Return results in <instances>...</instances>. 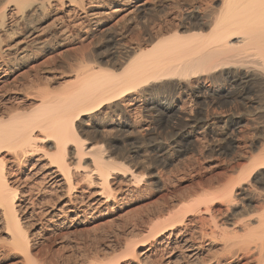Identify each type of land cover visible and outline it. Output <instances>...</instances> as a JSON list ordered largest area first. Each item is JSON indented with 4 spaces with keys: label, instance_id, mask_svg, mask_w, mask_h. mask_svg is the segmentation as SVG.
Instances as JSON below:
<instances>
[{
    "label": "bare ground",
    "instance_id": "obj_1",
    "mask_svg": "<svg viewBox=\"0 0 264 264\" xmlns=\"http://www.w3.org/2000/svg\"><path fill=\"white\" fill-rule=\"evenodd\" d=\"M132 33L134 40L124 43ZM18 76L24 85L12 87ZM262 77L264 0H0V101L10 93L28 102L0 108V254L18 258V264L42 263L34 258L27 209L19 203L36 182L38 192L48 189L66 198L58 213L85 216L91 211L84 225L105 216L126 193L162 187L164 175L153 172L148 159L160 146L139 139L145 129L136 116L150 94H165L159 121L179 129V138L210 135L215 153L232 156L229 173L235 179L198 188L184 213L174 212L173 204L162 205L156 217L166 213L167 218L149 225L156 231L153 245L131 240L124 246L125 258L145 264L146 254L173 244V256L180 251L173 264H207L198 261L202 246L188 227L200 223L208 224L210 236L222 230H216L219 242L210 238L221 251L212 263L230 264L239 257L245 264H264V210L255 213L258 218L246 213V225L242 217L236 222L248 233L241 230L240 239L246 237L241 243L227 237L237 224L219 219L229 205L253 200V186L261 185L257 181L264 176V143L257 154L244 152L246 134L233 135L222 116L197 112L183 124L180 118L173 123L176 104L181 112L212 84L245 108L255 106L253 115L264 123V101L247 95L256 90L264 98L258 84ZM173 160L163 164L171 166ZM90 188L86 201H78L74 193ZM141 247L144 252H138ZM234 249L242 255L225 256Z\"/></svg>",
    "mask_w": 264,
    "mask_h": 264
},
{
    "label": "rangeland",
    "instance_id": "obj_2",
    "mask_svg": "<svg viewBox=\"0 0 264 264\" xmlns=\"http://www.w3.org/2000/svg\"><path fill=\"white\" fill-rule=\"evenodd\" d=\"M132 34H129L126 37L124 43H127L129 40L130 41L134 40L135 38L134 35L136 34L134 33ZM69 59L73 63L72 60H74V57L69 55ZM42 61H43V57H42ZM23 71H25L24 73L26 72L29 73L28 76L30 75V73H32L30 69L29 71L27 69H23L20 72L23 73ZM230 73H233V70L230 69L228 71H225L226 78L230 77ZM33 74L34 73H32V75ZM23 85H24L23 81H21L19 77L18 81L13 86L12 85L11 86L12 87L15 86L16 88H19L20 86L22 87ZM223 86L225 87L224 90H227L229 85L225 84ZM230 89L231 88L229 87L228 90ZM204 92L206 93L204 97L194 98L191 105L186 107L184 106L185 108L183 107L184 109H181V112L179 109L180 104L177 103L173 109V117H174L173 123L177 122L175 119L178 120L180 118L179 121L182 122H180L179 124H183L185 123L183 120L184 118L189 119L193 117L195 113H196L195 115H197L198 113H201L202 115L207 114V116H210V118L211 117L217 118L219 116L220 117L222 116V119L226 121L225 124L227 128L233 131V135L237 136L238 131H241V133L246 134L244 135V137L246 138V143H245L246 145L245 148H242L243 151L246 153L257 154L258 150L261 147V144L264 143V141H262L264 140V138L260 136L261 134L263 135L264 133V123H261V120L257 119L258 115H253L255 111L253 107L255 106H252V108L249 107L245 108L243 104H241L238 101L236 102L235 99L232 98L230 99L227 96H224L226 93L225 91H223L225 93H223L222 91L218 92L214 84L209 85L204 90ZM253 92L252 91L248 92L247 95L251 96L254 99L255 96L257 95L258 97L256 96V99L257 98L258 100L261 99L259 103H262L264 101V98L259 96L258 93L256 94L255 93L256 90H253ZM150 98L151 99H149L145 104H142L141 110L137 112L138 114L136 117L140 118L141 121L144 122L143 129H145L144 131H141L140 134H138V136L139 139L145 141L146 143H149L150 147L160 146V149L158 148L157 150L158 152L155 153V151L154 152L150 151V153L148 154V159L151 162L153 172L159 170L158 172L161 171L160 173L164 175L162 182L163 186L158 188L157 190L154 189L153 187L150 188V187L141 186V188L135 190L134 192L132 191L129 192L128 194L126 193L125 196H123V198L120 199V201L110 206L109 210L106 211L107 214L105 216L92 222L88 221L87 224L84 225L80 223H82V221L85 220V216L87 214L92 213L91 211H87L85 216L84 215L82 216V214L73 216L70 213H65V212L58 213V209L62 205L60 204L61 201L65 200L66 198L65 199L64 197L58 198L60 196L59 194L55 195V193H51L49 191L47 192L48 189H45L46 191H40V189H38L39 190L38 192L36 189L37 188L36 184L38 183L36 182V184L33 185L35 186V189L34 187H32V191H30L31 193L30 192L28 194L26 193L22 197H20L19 203L22 206L23 205L26 206L27 209L26 226L28 225L27 228H29V230L33 234L32 244L34 245L33 248L35 251L34 258L37 261L41 260L40 261V263L42 262L41 264L43 263L44 264H55V263L56 264H93L94 262L95 263L106 262L104 264L107 263L116 264L117 262H118L117 264H137V262H134V259L132 260V258L127 256H126L127 259L125 258L126 254H125L124 246L127 243L132 242L131 240H133V242H141V241L145 242L147 240L146 242L148 244L153 245L154 243L153 234L156 231L152 230L149 225H151L154 222V220L157 221L158 218L160 219V221H163L164 219L167 218L166 213L161 214L159 217L158 216L156 217V213L160 212V209L162 210V207L165 208L164 206L166 205L170 206L171 204H173V211L174 210L176 211L178 209L179 211L184 213L185 212L184 210L188 208L187 206L188 204L186 205V203L190 202L193 199V197L191 198L190 196H192L193 193H196L199 190L198 188L203 187L204 190L205 188L207 190V188H209L208 186V184H210L209 182H225L226 181L225 179L226 178L228 179V177H230V179L232 180L233 177L235 179V175H232L233 176L232 177L231 174L229 173L230 168L233 165L232 163L233 160L231 155L220 154L219 152L215 153L216 151H214L215 150L214 143L211 142V139L209 137L210 135H206L205 139H199L200 137H198L197 140L192 135L187 136L185 138H179L177 136L179 129H177L176 132V130L170 129L169 125H168L169 128L168 126L165 127L162 124V122L159 121V114H160L159 112L162 111L163 108L162 105L165 103V101H167L166 95L159 94L155 96L153 94H150ZM27 103H28L27 101L21 99V96H13L12 94L9 93L6 94L5 97L0 101V108H4L5 106H6L5 108H9L11 107V105L15 106L17 104L19 106H22L23 104H27ZM174 126L175 125H173V129ZM175 127H177V125ZM170 130H172L173 133ZM171 135L173 136V138H171L172 137ZM259 137L260 138L262 137L263 139L261 138L259 140ZM186 144L189 148L186 146ZM185 147L188 148L187 151H184V149H186ZM181 150H183L184 152ZM218 153L220 155H218ZM164 158L166 160L173 158L174 159L173 165L171 166L164 165L163 164L164 162L163 160H165ZM229 174L230 176H228ZM257 182H261L262 184L261 185L256 184L255 186H253L254 189L252 190L253 194L251 193V197H253L254 200V201L252 200L253 202L247 199L246 201L243 198L240 199L239 202H237V205L235 204L236 206L229 205L230 206L229 207L226 204V206L229 207L227 208L228 213L225 216H223V218H221L222 216H220L219 219L223 220L228 218L230 219L228 223H232L233 225H235L237 221L246 219L245 222H243L246 225L247 218L244 219V217H246V213L248 217L249 214L252 215L255 214L256 212L260 213L261 210L263 212L264 176L258 178ZM19 190L24 191L25 188L24 187L19 188ZM213 190L214 189H212V191ZM92 191L93 190L91 188L83 189V191H79V193L77 191L76 193H74V195L77 196L78 201L80 200L83 201V199L84 201H86L89 193H91ZM35 192L36 194H34ZM254 197L256 198V200ZM219 205L221 206V208L225 207L223 206L225 205V203H223V205L218 204L215 207L218 208L220 207ZM256 214L255 216L256 218H258L259 216H257ZM52 215H54L55 217ZM191 219H192L191 216L186 217V220H191ZM160 221L158 220V222ZM187 222L188 221L184 223L186 224ZM251 222L254 225L255 220H252ZM199 225L200 223L197 224L193 223L190 225L188 224V227H191L192 230L194 229L193 232L195 231L193 235L196 237L195 239H197L196 240L197 243H201L202 246L201 247L202 249L200 250V255L198 257V261L199 262L202 261L205 263L207 262V264L209 263L215 264L212 263V261L215 258L216 259L221 258L218 257V255L221 256V251H219L218 247L216 246L214 247V245L211 244L212 243L211 240L219 242V240L221 239L220 238L221 233L219 235V232L216 231L218 228L215 230L212 229L215 231V233H213L214 231H212V235L215 234L216 235L210 236L211 234L210 233L208 234L207 231L208 227H206L208 226V224H206L205 226L203 225L205 229L202 227V225L198 227ZM242 227L244 228L245 226L243 225ZM242 227L239 224H237V226L235 227L236 229L235 231L238 230L236 232V236L239 238V240H237V237L235 236V231L231 234L229 233L230 236L228 235L227 237L236 240L234 241L235 243L238 241L239 243L243 242L246 239L247 237L246 235H248V233L246 234L245 231L242 230L243 229ZM30 228H32L33 230ZM201 228L204 231H202ZM219 229H218L219 231H222L221 228ZM205 230L207 233L205 232ZM241 230L244 232L245 234L244 236H246L245 239H242L244 238V236H242L243 232H241ZM238 232L241 233L238 234ZM200 233L208 234L207 236L209 237L202 235L207 238L203 237L204 239L202 238L200 239L201 240L200 241L198 239L199 237L200 238L202 237ZM232 234L236 237L235 239L233 238L234 236L231 237ZM241 236H242L241 239L243 241L240 239ZM212 237H215V239ZM229 240L231 241V239ZM233 240L231 241L232 243ZM166 248L161 251L160 249L154 250L151 251L150 254H146L147 258L145 260L146 261L145 264H169V263L173 264L174 261L176 262L177 261L176 258L178 257L177 255L179 254L180 251H177L176 252L177 254L173 256V250H171L173 248V244ZM233 251L234 252L236 251V255L235 254L234 255L237 257L238 255H242L241 253L242 251L239 250L237 251L236 249L231 250L230 252L231 254L230 253L226 255L224 253L223 254L227 257L229 255L232 256ZM138 252H144V248L142 247L139 248ZM223 254L222 257H224ZM4 255L5 254H0L1 256L0 264H18L19 262L18 258L11 257L8 254H6L5 256ZM105 258L106 260L104 261L103 259ZM139 258L140 256H138L137 259H135V261H138ZM234 260L235 261H233L230 264H245L243 263L244 261L242 259L240 260L239 257ZM187 262L189 261L187 260ZM222 264H226V263L223 262Z\"/></svg>",
    "mask_w": 264,
    "mask_h": 264
},
{
    "label": "snow or ice",
    "instance_id": "obj_3",
    "mask_svg": "<svg viewBox=\"0 0 264 264\" xmlns=\"http://www.w3.org/2000/svg\"><path fill=\"white\" fill-rule=\"evenodd\" d=\"M259 88L261 89L262 93H264V77L260 78L258 81Z\"/></svg>",
    "mask_w": 264,
    "mask_h": 264
}]
</instances>
